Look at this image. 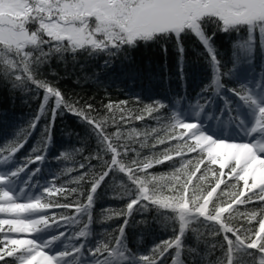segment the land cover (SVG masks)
<instances>
[{"label":"trees","instance_id":"obj_1","mask_svg":"<svg viewBox=\"0 0 264 264\" xmlns=\"http://www.w3.org/2000/svg\"><path fill=\"white\" fill-rule=\"evenodd\" d=\"M27 1L41 11L2 17L39 36L0 40V165L7 185L46 207L43 226L67 249L61 258L264 264V183L235 160H212L188 122L243 131L256 118L264 149V102L250 92L261 81L264 100V23L210 13L200 31L187 19L133 41L96 30L88 42H58L34 21L59 19L53 4L79 0ZM82 17L84 28L99 23ZM10 229L0 219V264H25Z\"/></svg>","mask_w":264,"mask_h":264},{"label":"rangeland","instance_id":"obj_2","mask_svg":"<svg viewBox=\"0 0 264 264\" xmlns=\"http://www.w3.org/2000/svg\"><path fill=\"white\" fill-rule=\"evenodd\" d=\"M153 2L154 0H79L78 5L59 2L53 4L52 8V11L60 13L59 19L49 20L41 16L42 19H37L34 22L38 24L37 28L41 29L42 27V32L49 38L55 39L57 37L58 39L54 41L58 42L66 39L71 43H77L78 40L88 42L96 30L103 31L102 34L105 37L102 38L105 40H108V37L112 38V35L126 38L125 34L129 33L138 11L153 4ZM38 5L36 6L27 0H1L0 40L14 46H22L28 41H36V37L39 36L37 32L32 33L24 28L23 24H12L8 19L21 17V9L26 12H32L33 9L41 11ZM184 5L188 9L185 18L190 21V27L199 31L200 18L203 17V14L209 15L210 13L229 23L239 21L249 24H253L255 21L259 24L264 23V0H186ZM42 8L45 9L44 15L46 13L51 15V7L44 6ZM86 12L94 14L99 19V23L91 24L85 28L79 26V23L86 18L82 17ZM80 14L81 17H79ZM3 16H7L8 19H3ZM67 17L74 21L78 20L77 24L72 26L67 24L65 22ZM129 35L130 38H128L129 36L127 38L130 41L136 39L133 34V36ZM260 82L259 80L255 81L254 88L252 86L250 92L254 99L262 104L264 100H262L259 91L263 86L258 87ZM205 121L201 118L188 121L192 125L191 134L196 138L198 146L205 149L208 156L222 167H225L231 160L237 161L242 166V173L247 177L257 179L256 183L263 184L264 149L262 143H259L262 137L253 131L256 118L253 122H246L243 131L237 132L230 125L224 127L218 124L216 128H210ZM225 131L231 133L227 134L231 135L234 141H226ZM1 178L5 180V176L2 174H0ZM9 191L0 194V217L3 223L11 228V236L8 235L6 238L8 244L19 251L21 262L25 264H65V262L59 261L61 255L59 251L51 253L52 245L49 246L46 240L40 242L32 240V234L42 222L40 216H30L37 202L33 199H25L27 198L26 195L20 196L18 193L10 198ZM47 248H50V252Z\"/></svg>","mask_w":264,"mask_h":264},{"label":"water","instance_id":"obj_3","mask_svg":"<svg viewBox=\"0 0 264 264\" xmlns=\"http://www.w3.org/2000/svg\"><path fill=\"white\" fill-rule=\"evenodd\" d=\"M183 2L184 0H154L153 4L139 10L129 32L139 36L151 31L179 29L187 12L182 9Z\"/></svg>","mask_w":264,"mask_h":264}]
</instances>
